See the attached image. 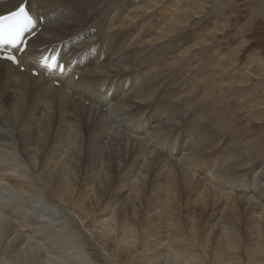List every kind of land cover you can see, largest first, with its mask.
I'll return each mask as SVG.
<instances>
[{
  "label": "bare ground",
  "instance_id": "obj_1",
  "mask_svg": "<svg viewBox=\"0 0 264 264\" xmlns=\"http://www.w3.org/2000/svg\"><path fill=\"white\" fill-rule=\"evenodd\" d=\"M23 1L0 0V15ZM25 1L38 31L18 65L0 60V264H93L77 239L83 237L84 218L104 241L127 233L132 239L139 232L136 223L121 225V217L145 220L151 229L145 244L151 264H204V244L196 252L192 238L237 251L227 255L230 264H264V183L258 179L264 164L257 169L260 162L233 151L216 166L224 151L219 133L203 121L206 116L196 119L202 112H188L195 88L206 86L203 96L210 98L235 77L228 81L232 73L221 71L219 52L199 65L194 83L178 91L173 70L188 68L192 49L199 54L205 44L195 39L167 59L151 50L183 28L191 0L179 5L123 0L113 6L94 0ZM125 37L133 46L130 53ZM47 51L64 62L61 74L46 75L37 66ZM261 68L255 70L259 80ZM250 69L238 83L253 81ZM182 124L193 139L184 150L191 152L169 162L170 156L155 153L170 138L161 133L171 135ZM188 128L199 137L192 138ZM183 133L171 138L179 148L188 144ZM257 188L259 193H249ZM60 210L66 214L57 216ZM60 226L59 234L52 232ZM167 234L173 238L165 239Z\"/></svg>",
  "mask_w": 264,
  "mask_h": 264
},
{
  "label": "rangeland",
  "instance_id": "obj_2",
  "mask_svg": "<svg viewBox=\"0 0 264 264\" xmlns=\"http://www.w3.org/2000/svg\"><path fill=\"white\" fill-rule=\"evenodd\" d=\"M121 1L123 0H94V4L99 5L100 3V5L105 4L113 6L115 4L119 5ZM169 1L170 3L174 1L177 2V5L183 2V0ZM190 2V5L192 7H190L189 9V13L186 17L181 18L182 20L184 19L181 23L183 28L179 31V28L177 27L176 35L170 37L164 42L158 43L154 47H151V50L152 52L154 51V55H156L158 58L167 59L173 55L174 50L179 48L180 45L190 44V42L195 39H199L203 42V44H205V48L203 49L204 51L200 52L199 54H195L197 47H194L192 49V53L189 56L190 61L188 65V68L191 67V71H188L187 67H182L181 70H176L174 69L175 66H173L172 69L174 70L172 75V85L178 91H185L188 86H190L199 78V65L209 64L211 62V59H213L214 57L216 58V55L219 52L221 53L220 57L222 62L220 61V64L223 67H221V71L226 70L224 73H232V76H230L227 80L229 81L233 77H235L233 80L234 82L232 83L233 85L228 84L229 82H225L221 88H218L222 92L218 90L214 92V94L212 95L213 97L211 96L210 98L203 96V94H206L208 90L206 89V86L195 88V93H191V95H189L188 112H202L199 113L201 114L200 118L196 117V119H204V117L206 116L203 121L210 125V128L213 131L217 130V132L219 133L221 137L220 145L226 152L223 153L224 151L218 150L220 152L218 153V155L222 156L219 158L216 166L221 165L226 157H230L231 153L235 151L236 153H238V155L247 157L246 159H248L250 162H260L258 163L260 166H258L257 169H262V166H264H261V163L264 164V78L263 80H259V77L261 75L256 76L255 70H257L258 66L261 65L262 72L260 73L264 74V0H191ZM199 4L203 5L202 9L199 7ZM167 6L168 5H166L164 9L168 8ZM162 17H166V14L164 13ZM148 19L150 18L148 17L146 21ZM149 28L150 26L147 25L144 32H147ZM128 36L130 40L133 39L131 33ZM200 36H202L203 38H198ZM123 42L126 50L128 48V51L130 53V51L133 49L132 43L127 39V37L123 38ZM236 61L239 63H237ZM250 67L251 71L249 72L253 77V81L238 83V80L240 81V77L243 76L241 74H245L244 72L246 71V68ZM165 71L166 70H164V74L167 73V71ZM243 79L244 78H241V80ZM252 97L253 99L251 100ZM190 125L192 126V128L196 126L195 124L191 123ZM182 130H184V133L182 135L183 140L188 144H185L182 148H179L177 144H174L173 141L171 142V138L176 137L178 135V132ZM186 130V126L182 124L170 130L172 133L171 135L167 133L168 131L162 132L161 134L163 137L169 136L170 138L167 140H162L160 147L158 146V151L155 153L158 156H162L161 158H163L164 156H170L169 162H174V158H176L177 160L179 157L184 156L189 151L191 152L190 149L187 151L184 150V148L193 140L189 137L190 135ZM189 132L192 138L196 139L197 137H199L197 135H193L190 130ZM226 145H228L230 149L232 146L233 149L230 150ZM212 154H210L208 157H211ZM210 161L215 162L214 159H211ZM258 179H261L262 183H264L263 175H258ZM260 191V188H257L255 191H249V193H259ZM262 191H264V188ZM260 194H264V192H261ZM90 206L91 205H85L86 211H92L93 215L95 216L98 212L94 206H91L92 208ZM61 210L60 213L56 214L57 216L63 215L64 213L66 214V212ZM69 216L71 217L70 214ZM84 219L85 225L81 228V234L83 237H77V239L80 247L83 250L82 253L85 256L89 257L90 261L93 264H109L105 260L104 253L111 257L112 261H114L113 264H151L145 245L146 240L151 236V232L149 231L151 229L146 225L145 220L138 221V219L132 220L130 218L121 217L119 220L121 225L134 226L136 223L134 227L137 226L136 228L139 232L136 234V236H133L134 238L132 237V239L131 235L127 233L126 235H120V237H118L117 239L111 237L107 241H104L103 239H101V237H99V233L97 231L98 229L97 227H95L92 220L86 218ZM20 223L25 224V222L22 221H20ZM61 229V226L60 228L56 227L55 231L52 232L55 234H59ZM68 229L74 232L75 226L71 225L70 227H68ZM84 230H86L88 233ZM160 236L165 237V235ZM167 237L173 238L172 235L168 234L166 235L165 239H167ZM56 239L57 238L53 237L52 240L54 242H59V238L58 240ZM131 240H134L135 243ZM191 241L195 242L191 247H193L192 249L196 252L201 251V248H199V246L201 244H204V252L201 256L203 258L201 261H204V264H219L220 255H223L224 259H222L221 261H225L224 264H230L232 263L230 262V260L232 259L228 260V256H233V253L234 255L237 254V251L231 254V250L229 248L225 249L223 245H219L213 239H209L207 243H203V241L198 238H192ZM129 246L131 247L130 250ZM127 247H129L128 250L126 249ZM247 252L250 253V251ZM247 257L248 254L246 253L242 256L243 259H246ZM246 261L247 260H245V262Z\"/></svg>",
  "mask_w": 264,
  "mask_h": 264
}]
</instances>
